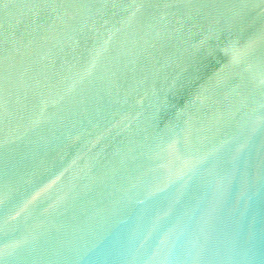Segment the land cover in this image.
<instances>
[{"label": "water", "instance_id": "water-1", "mask_svg": "<svg viewBox=\"0 0 264 264\" xmlns=\"http://www.w3.org/2000/svg\"><path fill=\"white\" fill-rule=\"evenodd\" d=\"M0 264H264V0H0Z\"/></svg>", "mask_w": 264, "mask_h": 264}]
</instances>
